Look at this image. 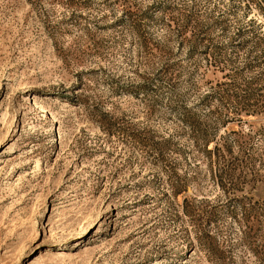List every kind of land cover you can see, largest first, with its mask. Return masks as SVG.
Returning a JSON list of instances; mask_svg holds the SVG:
<instances>
[{
	"label": "rangeland",
	"instance_id": "rangeland-1",
	"mask_svg": "<svg viewBox=\"0 0 264 264\" xmlns=\"http://www.w3.org/2000/svg\"><path fill=\"white\" fill-rule=\"evenodd\" d=\"M0 264H264V0H0Z\"/></svg>",
	"mask_w": 264,
	"mask_h": 264
}]
</instances>
